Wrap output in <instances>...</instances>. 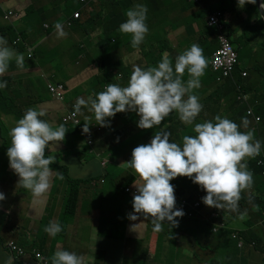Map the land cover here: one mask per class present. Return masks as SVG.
<instances>
[{
	"label": "clouds",
	"instance_id": "9594fccd",
	"mask_svg": "<svg viewBox=\"0 0 264 264\" xmlns=\"http://www.w3.org/2000/svg\"><path fill=\"white\" fill-rule=\"evenodd\" d=\"M45 1L47 0H32L30 4L19 7L17 4L18 0H0V19L7 23L2 27L9 26L14 28L18 34V39L21 38L18 42V39L14 42L9 40L12 48H17L23 43L31 48L30 51H36V48H32L27 44L26 38H24V30L21 32L20 28L15 26V23L26 16L28 18L31 9L37 8L39 11ZM132 1L126 0L125 2L127 6H131L134 3ZM15 2L16 5H14ZM82 2L86 3L87 0H82ZM115 3L116 0L113 5ZM246 3L255 4L256 0H238L240 8H243ZM261 7H264V5H261ZM147 12L146 5L136 4L126 11V21L119 25L121 33L131 36V47L133 48L139 47L140 44L145 45L147 49L151 44L154 48L155 42L153 40L144 42L145 36L149 31L146 23ZM77 14H80V17H77ZM73 17L80 19L82 14L79 12ZM67 25L72 26L73 22L67 19L63 23L57 22L54 25L59 37L66 36L63 26ZM45 27L46 29L48 28L49 32L53 30L51 24H45ZM213 29L216 31L215 28ZM226 32L228 33L227 30ZM202 48L199 40V42L193 43L182 53L178 54L175 57V63L169 54L165 52L158 60L157 65H155V59L154 65H146V68L134 65L126 86L108 83L103 91L89 96L87 100L77 98L73 109L62 117L64 125L61 124L54 128L47 121L41 119V117L46 115L43 109L37 107L28 108L22 118L9 131L11 145L7 150V156L9 157L10 168L20 178L19 184L29 190L34 198H41L48 192L54 174L50 166L55 163L56 158L52 155L46 156V148L53 141L60 142L64 140L68 131L65 125L70 129L83 126L84 120L82 122L80 114L82 107H88V110L94 113L97 124L101 126H108L110 120H115L119 117L117 113L136 112L140 117L137 125L140 129H151L154 126H160L165 118L175 111L179 114V118L183 123L186 125L194 124L193 131L195 135H184L181 144L171 140V132L163 130V128L161 131L155 132L150 143L141 144L133 149L131 160L127 164L137 174L132 173L137 178L133 184L134 186L121 187L124 193L133 197L134 213H129L128 218L135 221L139 219L137 214L144 216L146 219L150 218V223H152L153 230L156 232L163 231L165 222L173 227L178 226V217L190 222L192 220H206L207 229L211 232L214 242L219 243L222 240V233L230 230L232 231L231 233H225L227 244L233 243L238 249H242L245 245L246 248L247 244L236 232L239 229L231 228V223L227 225L228 220L216 213L215 209L238 211V202L241 199L242 191L249 189L253 184V173L248 169L247 159L253 158L258 168H262L258 159L264 152V146L261 145L260 140L255 139L254 130L241 131V127L244 129L249 128L251 120L253 122L252 128L256 130V126L262 122V116L258 115L252 107H249L245 111L246 117L241 118L240 124L220 115H216L214 120L194 123L203 109L199 97L195 94V90L201 86V77L208 70H211L216 75L217 82L222 83L227 79L235 80V76L239 75L237 73L239 70L238 64L233 77L221 78L220 72L214 71L211 63L212 55L218 47L209 57L204 56ZM13 59L16 60L18 68L22 69L24 67L23 55L7 47L6 38L0 36V76L7 72ZM186 72L188 75L187 81L184 80ZM243 73L247 75L243 76ZM241 76L246 78L248 73L242 72ZM9 79V77L0 79V89L7 87ZM59 83L63 82H50L48 85L51 96L56 101L59 100L55 99L50 86ZM65 85L67 87V99L68 84ZM254 95L257 96L256 94ZM252 97L253 95L249 93L240 96L239 99L249 102ZM249 109H252L255 115L260 117L259 122L248 116L247 111ZM13 112L22 114L23 109ZM73 112L78 113L79 124L74 121L69 123L64 121ZM85 121L83 132L87 134L89 152H99L103 146L97 147V143L106 142L102 141L98 130L106 131L97 127L96 124L89 126L87 118ZM104 137H107V135ZM90 141L93 144H90ZM79 156L80 161L86 159L83 155ZM112 161L119 164V160L115 161L114 157ZM105 162H103L104 166L108 163L105 164ZM55 175L59 179H63V175L58 171H55ZM181 176L192 179L207 194L201 197V200L180 198L176 201L175 188L170 181ZM80 180L82 183L87 181L85 178ZM96 181L97 178L91 183L95 185ZM102 182H105L104 177ZM127 188L131 190L129 193L126 192ZM136 191L137 193L135 194ZM5 198L4 193L0 192V201ZM203 203L213 209L208 211ZM243 215L241 214V219H243ZM234 218L236 217L229 218V220ZM260 225L261 223L256 226L259 227ZM136 226L133 225V228H136ZM44 230L55 236L63 229L59 223L50 222ZM11 243L16 244V242L12 241L8 244L9 251L16 261L32 259L37 264L36 254L41 253L48 259L50 264H84L83 257L78 256L75 252L57 250L50 257L38 249L29 251L16 244L19 249L24 250L27 254L26 257H21L13 252ZM199 246L207 247L209 253L211 248L214 252L215 250L221 252L222 249L215 247L212 243H208L205 238L204 243L199 244ZM226 254L228 259H234V255L230 251ZM186 258L188 259V257ZM195 261L205 263L202 259H196Z\"/></svg>",
	"mask_w": 264,
	"mask_h": 264
},
{
	"label": "crops",
	"instance_id": "0c3cea01",
	"mask_svg": "<svg viewBox=\"0 0 264 264\" xmlns=\"http://www.w3.org/2000/svg\"><path fill=\"white\" fill-rule=\"evenodd\" d=\"M258 1L260 0H256L255 4L246 3L243 8H240L238 6V0L236 3L231 0L229 3L226 0H155V12L159 7L162 8L156 13L161 18L166 17L167 14H182L176 17L179 23L183 19V23L181 27H177L174 30V36L172 38L178 37L179 35H183L184 38L180 40L174 53L180 54L183 46H186L184 47L186 50L190 45L195 43L194 36L198 35L199 40L204 42L203 47L206 48V52H203L205 53V57L211 56L219 46L217 39L218 32L208 26V16L216 11L222 12L224 15L223 23L225 29L227 31L230 29L229 31L232 32V40L237 39L238 41V77L245 80L249 93L252 95L256 94L261 101L260 104L264 106V63H262L264 61V25L261 22L263 18L258 8ZM31 2L32 0H18L17 4L19 7H22ZM69 2L70 0H47L43 3L42 7L47 8L49 6V8L55 9L56 12L53 15H57L61 12L59 9L64 8ZM72 2H77L78 4L74 9L75 12H72L74 13L73 16L81 12L82 18H75L72 26H65L72 42L69 49L66 50L69 57L64 60L54 56L45 57L47 46L51 41L59 45L63 50V38L57 35L54 24L57 22L63 23L67 20L68 17L63 16L64 14L59 15L56 22L55 17H50L51 22L46 21L47 16L44 17L42 20L43 26L39 23V16L32 15L29 19L26 16L21 20L25 21V25L19 27L20 31L22 32L24 30V38L32 44L30 47L36 48L35 52L30 51L31 48L28 46H25V49L21 45L17 48H12L9 37L1 32V27L6 22L0 19V36L6 38L7 47H10L18 54H22L24 57V67L18 69V71H15L17 66L16 60L13 59L10 62L9 68L11 66L13 67L12 83L9 84V89L5 93L4 88L0 89V108H4L5 110L3 112L6 113L2 118L0 117V192L4 193L6 197L3 201H0V214L4 216H0V264H35L32 259L16 261L8 248V244L12 241L16 242L19 247L29 251L38 249L50 257L57 250L75 252L78 256L83 257L84 264H112L114 255H117L123 261V264H134L127 262L130 260L138 262L139 264H168V251L170 249L163 247L165 237L173 235L170 238L171 242L177 246L175 243L180 240L178 236H186V231H192L190 227L186 228L184 226L182 219L179 217L177 218L179 222L178 226L173 227L165 222L163 231L156 232L153 230L152 223H150L151 231H148V224L151 222V219H146L144 216L137 214L139 219L135 221L130 220L128 214L134 213L132 200L124 199V203L122 201L123 211L126 212L122 216L124 224L122 232L125 238L128 239L122 240V249H125V253H114L110 246L104 243L113 237V233L107 228L104 229L107 237L105 239H99L102 233L100 229L101 221H105L108 218L110 212L114 210V206L118 205V203H106V197L110 199L112 193L109 195L101 194L94 200V204L89 206L88 198L81 192L85 187L87 193H90L94 184L85 181L86 183L81 186L80 183L82 182L75 183L81 178H76L71 175L74 163L82 165L79 155H83L87 159L89 158L86 155L89 152V146L87 144L88 138L87 134L83 132V127L86 123L85 119L87 118L89 126L96 124L97 127L106 131L98 130L102 140L104 136L109 135L107 133V130L110 129L109 125L101 126L97 124L98 122L95 119L94 113L90 112L88 107H82L80 111L82 122L84 120L82 127H72L70 129L65 125L68 131L64 140L60 142L53 141L46 148V156L52 155L56 160L50 166L54 171L50 189L43 197L34 198L29 190L25 189L22 184H19V176L10 168L9 157L7 156V150L11 145L9 130L19 120L12 122V119L17 117L13 111L22 109V104H17L11 100L13 90H19L20 98L23 102L31 98L32 106L35 104L37 108L43 109L46 115L41 117V119L47 121L54 128L63 124L62 117L73 109L77 98L87 100L95 92V90H92L94 87L92 83L95 80L98 81L96 78L100 74V68L97 58L95 62L92 61L96 54L92 55L96 49V43L91 39L94 37V32L89 29V24H87L89 14L87 8L90 11L92 2L87 0L89 5L83 3L82 0H72ZM14 5H16V2ZM249 5L250 7H248ZM219 7H227L231 11L224 13L218 9ZM114 13H116L115 8L112 14ZM93 15L94 17L90 21L97 23L95 14L93 13ZM191 16H193V19ZM245 18H251L253 25L250 21H242ZM98 22L101 25L107 24L109 28L114 30L116 29L117 18L113 15L111 18L107 16L106 19L100 17ZM197 22H203L206 28ZM45 24H51L53 30L49 32ZM243 26H248L244 28L246 31L243 29ZM10 34L13 36L12 31H10ZM248 34L253 35L250 36L252 39H260V44L258 46H249L248 40L246 41L247 36H249ZM234 47L237 49L236 44H234ZM250 47L252 48L249 49ZM243 50L252 51L244 54L242 53ZM123 56L125 57V55L121 57ZM89 57H91V60L88 59ZM72 58L75 59V62L71 70H75L78 67L81 69L82 75L75 77L73 71L66 70L64 71L66 74L65 81H56L55 78L62 74V71L60 69L57 70V67L62 65L66 59ZM32 62H34L35 70ZM257 67H260L259 71H256ZM9 68L7 72H9ZM7 72L0 76V79L9 77L6 76ZM242 72H247L248 76L242 78ZM205 75L206 73L201 77V80H204ZM43 79H46L48 92L42 89ZM90 81L92 82L89 84L87 91L86 86ZM50 82H63L68 84V95L65 102L56 101L53 98L45 101L47 94L49 93V96L51 95L48 87ZM34 84H38L40 88H34ZM204 84L208 86L210 80L204 82ZM201 90L202 93L205 92L201 86L195 90V92L198 91V97H200ZM34 94L41 96L39 101H34ZM71 156L76 157V160H70ZM122 160L125 163L127 162L126 159ZM55 171L63 175L62 180L55 175ZM122 203H119V207L122 206ZM50 222L59 223L63 230L55 236L45 232L44 229ZM133 225H137L136 228H133ZM179 257L180 254H177V261L180 260L178 259Z\"/></svg>",
	"mask_w": 264,
	"mask_h": 264
},
{
	"label": "rangeland",
	"instance_id": "374dc122",
	"mask_svg": "<svg viewBox=\"0 0 264 264\" xmlns=\"http://www.w3.org/2000/svg\"><path fill=\"white\" fill-rule=\"evenodd\" d=\"M91 2L95 1L97 3L98 6H100L101 8H103L104 10L102 12H97L95 15L96 17V22H87L89 23V29L91 31L94 32V37H92L91 39L93 40V42L96 43V49L95 51H93L92 55H95V57L92 59V61H96L99 59L100 53H98L101 49L98 48V44L100 43V39H103L104 42H106L107 40H109L107 37H112V38H116L118 40V42H122L124 39V42L131 40V36L130 35H126L121 33L119 30L117 29H111L108 27L107 24H99L98 20L100 17H103L104 19L107 18H111L112 15L116 18L119 19V21H126V11L132 7H134V5L136 4H143L146 5L148 12H147V26H148V33L145 36L144 42L146 43L147 40H149V36L151 38V40H153L154 43V48H153V53H155V55L148 56L149 62L152 64L154 62L155 59V65H157L158 60L161 58V56L167 52L170 56V58L172 60H174L175 63V57L178 55L176 52L174 53V49L176 48V46H178V44L180 43V40L182 38H184L183 35H179L178 37L172 38V36H174V30L177 27H181V24L183 23V19L182 22L179 23L178 19H176V17H178V15H182V14H178L176 13L175 15L171 14H167L166 17L161 18L160 16H158L156 13H158L162 8H158V10L156 12H154L153 10V5H154V0H133L132 2H134L131 6H129L126 9H123V17L121 16V13H114L112 14V12H114V8H116L115 5H113V2L115 0H90ZM120 1V0H117ZM228 3L230 0H226ZM233 2L236 3L237 0H231ZM77 2H72V0H70V2L68 4H66L64 6V16L67 17L71 12L74 11V9L77 7ZM56 12L55 9L53 8H49V6L46 7H41L40 10L38 11L37 8H33L30 10L28 18L29 19L32 15L35 16H39V23L41 26H43V18L46 16H51ZM182 18H184L183 16H181ZM191 18L193 19V16H191ZM242 21L246 22V21H250V23L253 25L251 18H245L242 19ZM198 24H202L204 28L205 24L199 23ZM156 24V25H155ZM25 25V21H18L15 23L16 27H23ZM244 28V27H243ZM190 29V28H189ZM63 30L66 32V36L62 37L63 38V50L62 48L55 44L53 41H51V43H47L49 44L47 46L46 49V53H45V57H49V56H54L56 58H61L62 60H64L65 58L69 57L66 53V50L69 49V46L72 42V39L70 36H68V30L65 26H63ZM98 35V36H97ZM249 36H247L246 41L248 42L249 46H258L260 44V39H252L250 36H253L252 34H248ZM194 42H199V38L198 35L194 36ZM90 39V40H91ZM113 42H115V40H113ZM27 43L32 46V44H30L28 41ZM120 44V43H119ZM186 45V44H185ZM113 49L117 50V48L119 47V45L115 46L114 44L112 45ZM143 44L140 48H132L131 44H129L127 47H121L120 48V54L125 55V59H124V66L125 68L129 71L125 76L123 75L122 80H117V84H120L121 86H126L129 79H130V75L132 73L133 70V66L134 65H139L141 67H145L146 68V59L144 57V54L147 52V47L145 46L144 48ZM186 46H183V50L181 51V53L185 50ZM252 47H250L249 49H251ZM204 52H206V48L203 47L202 48ZM102 51V50H101ZM252 50H243L242 53L244 54H248L249 52H251ZM116 59L118 56V59L124 58L121 57L118 53L114 54ZM33 57V56H31ZM263 58V57H262ZM88 59L91 60V57H89ZM64 63L62 65H60L59 67H57V70L60 69V71H62L61 75H58V77H56V81H65V77L66 74L64 71H73L74 76L75 77H79L82 75V71L81 69H79L78 67H76L75 70H71L73 67V63L75 62V59H66V61H63ZM33 63V67L35 70V65L34 62ZM115 63V61H114ZM264 63V61L262 62ZM65 64V65H64ZM258 66V65H257ZM15 71H18V68L16 66ZM13 67L11 66L9 68V72H7L6 76H9V80L7 82V87L4 88V93L9 89V84L12 83V76H13ZM131 72V73H130ZM120 79V78H119ZM188 79V75L187 72L184 75V80L187 81ZM93 81V80H92ZM90 81L88 83V85L86 86V90L88 91L89 89V84L92 82ZM114 81H115V77H114ZM204 80L201 81V87L203 88L204 91L208 90L207 85L204 84ZM110 83H115V82H110ZM43 91H47L46 88V79H43ZM108 84V83H107ZM107 84H104L102 82H98L95 80L94 83H92V86H94L92 88V90L95 92L93 93V95L95 93H98L100 91H103L106 87ZM34 88H40L38 86V84H34L33 85ZM13 94L11 95V100L15 101V103L17 104H22V109H23V113L22 114H15V118L12 119V122L17 121L18 119L22 118L23 114L25 113V111L30 108V107H36V105L34 104V106H32L31 104V98H28V100L26 102H23L20 98V94H19V90H13L12 91ZM196 95H198V91L195 92ZM40 95L39 94H34L33 98L34 101L40 99ZM51 95L49 96V93L46 96L45 101L51 100ZM37 101V102H38ZM199 101H200V97H199ZM5 109L4 108H0V117L2 118L6 113L3 112ZM201 113L204 115L203 118L201 117V119H196L194 123H200L203 122L205 120H214V117L216 115H222L223 117H227L230 119V117H228V115L225 113V108L223 107H218L216 109L215 112H209V109L207 108H203ZM175 116L177 117V113L174 111ZM140 117L138 116V114L136 112L133 111H127V112H121L119 113V121L114 122V120H110L109 121V128L108 129V133L109 135H107V137H104L102 141L106 142V145L103 146V144L101 146V149L99 150V152H88L86 155L89 157L88 159H83L82 161V165L74 163L73 167H72V172L71 175L76 177V178H91V177H95L97 178L96 184L93 185V189L90 191V193H87L85 187L82 189V194L85 195L88 198V203L89 206L94 204V200L100 196L102 193H107V195L111 194L112 192H114L115 190V184H113L110 180V178H107L106 175L108 172L115 174V176H119V174L122 171V168H129L128 165L124 166L123 163L120 161V164H117L116 162L112 161V158L114 157L115 161L120 159H123L124 156H126V154H128V152L130 151L128 149V142L126 141L130 136H132V130L131 129H137V132L139 133V135H141L143 133V136L141 139H144L145 135H144V130L145 129H140L137 125H138V121H139ZM234 121V120H233ZM236 123H238L237 121H235ZM239 124V123H238ZM193 131V125H189ZM11 129V128H10ZM166 129V128H165ZM163 129V130H165ZM242 131H247V130H254V128H252V125L250 126V129H241ZM10 131V130H9ZM255 136L257 134H261V132H254ZM195 135V133L193 134ZM97 136V135H96ZM147 138V137H145ZM140 138H137V140H141ZM174 139V138H173ZM171 139V140H173ZM175 140V139H174ZM173 140V141H174ZM137 142V141H135ZM101 143V142H100ZM182 143V140H181ZM117 155H116V154ZM123 154V155H122ZM130 155V153H129ZM247 159V158H246ZM70 160H76V157L74 158V156H71ZM107 161V165H103V162ZM127 170V169H126ZM129 171V170H128ZM135 173V172H134ZM136 174V173H135ZM137 175V174H136ZM79 176V177H78ZM104 177L105 182H102V178ZM132 186H134L132 184ZM252 186V185H251ZM132 200L133 201V197L131 195H128L126 193H124L122 190H119L118 192H114L112 193V196L110 197V199L108 197H106V203H110V202H116L118 203V205L114 206V210H112L108 216L107 219L102 220L101 221V230L102 233L99 237V239H105L107 237V234L105 233L104 229L107 228L111 233H113V237L111 239H108L107 241H105L104 243H106L107 245L110 246L111 250L114 253H125V249H122V240L126 239L124 236V233L122 232V228H124V224H123V218L122 216H124L126 211H123V200ZM123 201V203H122ZM202 202V201H201ZM99 203V202H98ZM119 203H122V206L119 207ZM0 216L4 217L2 214H0ZM236 217L238 218V220L236 219L235 221L233 220L230 226L231 228L234 229H239L240 232H244L246 231L245 229V225H248V222H246V217L243 216V219H241V215L238 214L237 215H231L230 218ZM184 226L190 227L192 229V231H186V236L185 235H179L178 237L180 238L179 242H177V246L173 245L174 243L171 242V239L173 237V235L167 236L165 237V241L163 243V247L165 249H170L168 251V264H234V262H229L230 259H228L227 256V252L230 251L234 256L238 257V261L237 264H244L245 262L242 260V253H245L247 255V253H251L252 248H250L249 246H247L245 248V245L243 246L242 249H238L234 246L233 243L227 244V238L225 237L222 241H220L219 243H215L212 240L211 237V232L207 229V221L206 220H192L191 222L188 220H182ZM126 224V223H125ZM262 225H260L259 227H257L258 229L253 230V239L257 238L261 231L259 230V228ZM148 231H151V224L149 222L148 224ZM222 237V235H221ZM204 238L208 243H212L215 245V247L217 248H222L221 252H214V250L210 249V253L208 252L207 247H205L204 249H198L199 244H203L204 243ZM247 238H249V234L247 235ZM128 240V239H126ZM129 252V251H128ZM127 252V253H128ZM177 254H180V261L176 260V256ZM182 254H184V256H181ZM210 254L212 256H210ZM214 254V255H213ZM122 255V254H121ZM188 257V259L186 258ZM254 256L252 257V255H249L247 257V261L251 264H264V259L260 258V259H255ZM198 259H202L205 263H199L195 260ZM128 260V257H127ZM195 261V262H194ZM128 263H134V264H139L138 262H134L133 260L127 261ZM112 264H123V261H121V259L117 256L114 255L113 257V261Z\"/></svg>",
	"mask_w": 264,
	"mask_h": 264
},
{
	"label": "trees",
	"instance_id": "16d2710c",
	"mask_svg": "<svg viewBox=\"0 0 264 264\" xmlns=\"http://www.w3.org/2000/svg\"><path fill=\"white\" fill-rule=\"evenodd\" d=\"M86 5H89V2H86ZM86 5L83 4V6H85V7H86ZM114 5L116 6V8H115L116 13H121L122 17H123V14H122L123 9H126L129 7V6H127L125 1H121V0L120 1L116 0V3ZM248 7H250V5ZM218 9L222 10L224 13L231 11L227 7H225V8L219 7ZM103 10L104 9L101 8L100 6H98L96 2L95 3L92 2L90 11H89V8H87V11L89 12L87 22H94V21H90L94 17L93 13L96 14L97 12H99V11L102 12ZM153 10L155 12V0H154V5H153ZM59 11H61V12L57 15L47 16L46 21L51 22L50 17H55V22H56V19L59 17V15L64 14V9H59ZM73 14L74 13L71 12L67 16L68 19L70 20V22L75 21ZM61 18H59V19H61ZM261 22L264 25L263 19H261ZM121 23H123V21H119V19L117 18V23H116V29L117 30H119V25ZM87 24H89V23H87ZM227 25H229V24L227 23ZM248 26H249V24H248ZM248 26H243V27L247 28ZM1 28H2L1 32L4 35H7L11 42H14L16 39H18V35L16 34V31L14 28H10L9 26H5V27H1ZM229 30H228V33H229L228 36H229L232 44L233 45L236 44L237 51H238L239 50V47L237 46L238 41H237V39L232 40V38H231L232 32H230ZM244 30L246 31V29H244ZM10 31H12L13 36L10 34ZM107 38L109 40H107L106 42H104L103 39H100V43L97 46L102 51L100 50L98 52V53H100V56L98 59V66L100 68V72H99L100 74H99V76H97L96 79L98 80V82L100 81L104 84H107L110 82L117 83V80H122L123 75L127 76L126 74L129 71L124 67L125 57L118 59V56H117V59H116L114 54L118 55V53H119V55L121 56L120 48L121 47H127L129 44H131V40L124 42V39H123L122 42H118V40L116 38H112V37L111 38L107 37ZM113 40H115V42H113ZM149 42H151V38H149ZM113 44L115 46L119 45L117 50L113 49V47H112ZM200 44L203 47L204 42L200 41ZM21 46H23V48L25 49L26 45H24L22 43ZM141 46H142V44H140L139 47H137V48H140ZM144 46L145 45H143L142 48H144ZM203 54L205 56V53H203ZM149 55H151V56L154 55L153 47L151 46V44L149 45L147 52L144 54V57L146 59L145 60L146 65H154V62L152 64L149 62V59H148ZM114 61H115V63H114ZM259 70H260V67H257L256 71H259ZM114 77H115V81H114ZM203 79L205 82H208V80H210V84L207 86L208 90L205 91L204 93H202V90H201L200 94H199L200 103L203 105V108L209 109V112H215L219 106H222L223 108H225V113L228 115V117H230L231 120L237 121L240 124L241 118L246 117V113H245L246 109L249 107H252L258 115L262 116V122L256 126V130L254 132H261V134H257L255 136V139L260 140L261 145L264 146V106H262L260 104L261 101L259 100L258 96H255V95H253L252 99L249 102H247L244 99H239L240 96L249 94V89L246 85L245 80L239 78L238 75H236L235 80L227 79L224 82L219 83V82H217L216 75L211 70L207 71V73ZM117 115L119 116V113H117ZM203 116L204 115L202 113H200L196 119H201V117L203 118ZM220 116H222V115H220ZM248 120H251V119H248ZM117 121H119V117H117L114 120V122H116V123H117ZM251 125H253L252 120L249 123L248 129H250ZM163 128L164 129L166 128L165 129L166 131L171 132L172 135H171L170 139L174 138L175 139V140L173 139L174 142H177V143H181L182 137L184 135H193L194 134V132H192L191 127L189 125H186L185 123H183L180 120L179 114L176 117L174 114V111H173L172 113L169 114L168 117L165 118V120L162 122V124L160 126H158V127L154 126L151 129H145L144 130L145 137H147V136H151V137H147V138L144 137V139H141L143 137V136H141V135H143V133L141 135H139V133L136 132V129H131L133 134H132V136H130L126 140L128 142V149L130 151L128 152V154H126V156H124L123 159H126L127 162L130 161L133 149L135 147L141 145V144L150 143L155 132H159ZM241 129H244V128L241 127ZM137 138H140L141 140L139 141V140H137ZM135 141H137V142H135ZM102 144H103V146L106 145V143H104V142L97 143V147H101ZM129 153H130V155H129ZM119 160L123 163L124 166L128 165L127 162L125 163L124 160H122L120 158H119ZM246 162L249 165L248 169L253 173V184H252V187H250L249 189L242 191L241 199L238 202L239 203L238 211H230V210H223L222 211L219 209H215V212L219 213L221 216H223L224 219L228 220L227 225H230V223H232L233 220L234 221L236 219L238 220V218H234V219L229 220L230 214L231 215H237V216H238V214L239 215L244 214L243 216H245L247 218L246 222H248V225H245L246 231H244V232L236 231V232L239 234V237L241 239H243V241L247 244V246L252 248L251 253H247V255L245 253H243V255L241 257L242 260L245 262L244 264H251L247 261V257L249 255H252V257L257 256V257H255V259L256 258L257 259H260V258L264 259V176L261 173L262 168H258V165L256 164V162L253 158L247 159ZM119 164H120V162H119ZM132 173H134V170L132 168H130V167L129 168H122V171L119 174V176H115V174L108 172L106 177L110 178L111 182L113 184H115L114 192H118L119 190H121L122 186L123 187L129 186V185L131 186L132 184L135 183V180L137 177L132 175ZM85 179L87 180L88 183H91L96 178L91 177V178H85ZM78 182H81V180L76 181L75 183H78ZM85 183L86 182L80 183V185L82 186ZM170 183H172L174 185L176 201H177V199H180V198L201 200L200 198L204 197L207 194L206 191L203 190L200 185L194 183L193 180L188 178V177H183V176L177 177V178H174L172 181H170ZM114 192H112V193H114ZM102 194L107 195V193H102ZM203 205L208 211L210 209H213L211 207L206 206L204 203H203ZM259 223H261V225H262L259 228L261 233L257 238L253 239V230L258 229L255 226L258 225ZM226 232L231 233L232 231L227 230L224 233H222V240L225 237ZM248 234H249L250 239L247 238ZM206 245H207V243H206ZM198 247L201 249H204L201 246H198ZM237 261H238V257L234 256V259H231L229 262H234V264H237Z\"/></svg>",
	"mask_w": 264,
	"mask_h": 264
},
{
	"label": "built area",
	"instance_id": "2783aa9c",
	"mask_svg": "<svg viewBox=\"0 0 264 264\" xmlns=\"http://www.w3.org/2000/svg\"><path fill=\"white\" fill-rule=\"evenodd\" d=\"M13 14V13H11ZM77 17H80V14L76 15ZM223 13L220 11H216L208 16V25L212 28H215L218 32V43L219 46L217 50L213 53L211 58V63L213 70L216 72H220L221 78H229L233 77V74L236 70L237 65L239 64V54L235 47L233 46L228 33L226 32L225 25L223 23ZM21 38L17 40L20 41ZM16 42V43H17ZM246 73H243V76H246ZM51 92L53 93L55 99L59 101H65L66 99V93H67V87L63 83H59L57 85H51ZM248 116L252 117L256 122L260 121V117L256 116L254 111L252 109H249L247 111ZM66 123H69L71 121H74L76 124L80 123V120L78 119V113L73 112L71 115L66 117L64 119ZM90 144H93L92 141H90ZM258 162L260 166L263 168V175H264V152L262 153V156L258 159ZM107 162H105L106 164ZM131 190L126 189V192L129 193ZM137 191L135 192V194ZM11 249L15 254L21 257H26L27 254L24 250L19 249L15 243H11ZM36 261L37 264H50L48 259L41 253L36 254Z\"/></svg>",
	"mask_w": 264,
	"mask_h": 264
},
{
	"label": "water",
	"instance_id": "95a60500",
	"mask_svg": "<svg viewBox=\"0 0 264 264\" xmlns=\"http://www.w3.org/2000/svg\"><path fill=\"white\" fill-rule=\"evenodd\" d=\"M261 5H264V0L258 1V8H259L261 16H262V18L264 20V7H261Z\"/></svg>",
	"mask_w": 264,
	"mask_h": 264
}]
</instances>
